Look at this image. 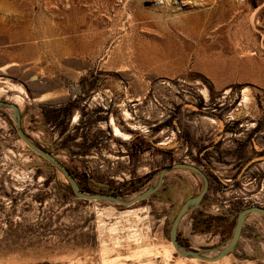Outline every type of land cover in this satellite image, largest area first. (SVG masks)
<instances>
[{
	"label": "rangeland",
	"instance_id": "1",
	"mask_svg": "<svg viewBox=\"0 0 264 264\" xmlns=\"http://www.w3.org/2000/svg\"><path fill=\"white\" fill-rule=\"evenodd\" d=\"M10 62L0 101L23 98L25 135L85 193L125 196L165 166L199 168L208 190L177 232L199 251L224 245L241 210L264 208V0H0V68ZM201 188L177 169L129 209L79 199L0 109V264H101L113 236L115 264H176L159 243ZM249 216L233 264H264V219ZM133 230L155 244L149 258L130 256Z\"/></svg>",
	"mask_w": 264,
	"mask_h": 264
},
{
	"label": "water",
	"instance_id": "2",
	"mask_svg": "<svg viewBox=\"0 0 264 264\" xmlns=\"http://www.w3.org/2000/svg\"><path fill=\"white\" fill-rule=\"evenodd\" d=\"M2 108H9L11 110L12 121L15 126L16 134L18 138L24 143V145L32 153L42 158L46 162H48L60 174H62L64 178L66 179L67 183L69 184L74 196L79 199H82L85 201L110 202L119 207H128L133 203L146 200L147 198L152 196L154 193H156L159 190V188L162 186L165 175L171 170H177V169L186 170L198 176L202 182V188L200 192L196 194L195 196L186 199L185 202L181 205L176 216L174 217V220L171 224L170 231H169V237H168L169 242L173 246L175 253L180 257L195 258L203 262L217 261L221 259L222 257L230 254L233 251V249L236 247L239 241L240 235H241L243 224L247 216H249L250 214H258L264 219V208L263 207H259V206L247 207L241 210L237 214L235 222H234L232 234L224 245L216 247V248H212V249H205L203 251H199L195 249H187L185 247H182L179 241L177 240V232H178L181 219L186 213L189 214L200 206L205 196V193L207 192L208 187H209V180L207 176L199 168L193 165H189L187 163H175L172 165L165 166L162 169H160L159 172L157 173L158 179H157L156 184L152 186L150 184L148 188H146L143 192L135 196L131 201L120 200L119 195L117 194L85 193L84 191L81 190V188L79 187L78 183L76 182L75 178L70 173V171L62 163H60L53 155H51V153L38 147L33 142H31V140L25 135L21 127V116H20V112L18 111V108L14 104L7 103L6 101H0V109ZM156 175L154 176V178L156 177ZM212 252H215L216 255L212 257L208 256V254Z\"/></svg>",
	"mask_w": 264,
	"mask_h": 264
},
{
	"label": "bare ground",
	"instance_id": "3",
	"mask_svg": "<svg viewBox=\"0 0 264 264\" xmlns=\"http://www.w3.org/2000/svg\"><path fill=\"white\" fill-rule=\"evenodd\" d=\"M169 1H171V0H169ZM239 53H240V55H242L241 57H246V56L252 55V54H250V51L249 50H245V51L239 50ZM17 65H18L17 63L10 62V63H8V65L0 68V71L1 70H5V69H8V68H11V67H14V66H17ZM203 95H205V94H203ZM46 98H47L46 96H41V97H38V98H34L32 100L34 102H40V101H44ZM248 98H249L248 93L246 91H243V100H242V102L245 103L248 100ZM7 103H9V102H7ZM11 104H14L18 108V111H20L21 110V106L23 105V98H21L19 96H16L15 99H14V101H12ZM5 109H7L8 111L11 112V110L9 108H5ZM121 114H122V117L124 119H126L127 121H129V120L132 119L131 114L124 107L121 108ZM75 119H76V116L74 115V120ZM129 125H131V127H128V129H130V130H135L136 127H137L134 124H129ZM113 132H114V135L115 136H117L119 138H122L124 140H126V137L130 134V133H126V132L120 131L115 126L113 128ZM168 139L169 138L164 139L163 141H166ZM20 143L21 144H24L21 140H20ZM60 176L62 177V179H63L64 182H67L66 179L64 178V176L62 174H60ZM157 179H158V174L153 179V181L151 183V186L156 184ZM143 191L144 190H139V191L134 192V193H131L129 195L119 196V199L120 200H123V201H131L135 196H137L138 194H140ZM108 203L110 205H114L113 203H110V202H108ZM136 203H138V202H136ZM136 203H133L130 206H128V209H129V207H132ZM109 209L110 210H113L112 207H110ZM250 215H252V217H257L258 216L257 214H250ZM186 216H187V213L183 216V218L181 219V221ZM116 227H117L116 224H112V225L108 226L106 229H107L108 232L113 233V232L116 231ZM133 232L134 233H133V236L131 237V240H132V242L134 243L135 246L133 248H130L129 249V250H131V255L130 256H132L135 259H139V261H140L143 258H146V257L150 256L153 253V251L155 250V244H152L151 242H149L148 237H147V235L145 233H143L141 231H137V230H133ZM159 244H160L159 248H160V253H161L162 259L163 260H168L169 258L173 257L175 259L176 264H233L232 263L233 260L231 261V254L226 255V256L222 257L221 259H219L217 261H213V262H201L200 260L195 259V258H183V257H180V256H176V257L173 256V254H174V248H173V246L171 245V243L169 241L161 242ZM118 246H120L119 239L117 237H115V236L110 237L109 239H105V241L102 242L101 248L99 250L100 251L99 254H100V258H101V264H115V261H116V258L115 257H117L119 254H115L114 255L115 256L114 259L110 258L107 255L108 254H111L112 250L115 247H118ZM214 255H216L215 252H212V253H209L208 254V256H211V257L214 256ZM145 262H143V263L149 264L150 263V260H146Z\"/></svg>",
	"mask_w": 264,
	"mask_h": 264
},
{
	"label": "trees",
	"instance_id": "4",
	"mask_svg": "<svg viewBox=\"0 0 264 264\" xmlns=\"http://www.w3.org/2000/svg\"><path fill=\"white\" fill-rule=\"evenodd\" d=\"M70 173H71V172H70ZM71 174H72V173H71ZM81 190H82V189H81ZM82 191H84V190H82ZM117 191H118V192H117L118 195H122L121 193H123V191H122L121 189H118ZM110 194H115V193H110ZM177 240H178V239H177Z\"/></svg>",
	"mask_w": 264,
	"mask_h": 264
}]
</instances>
